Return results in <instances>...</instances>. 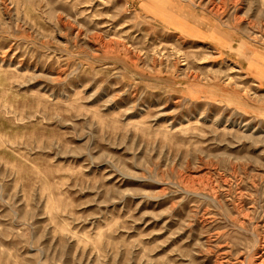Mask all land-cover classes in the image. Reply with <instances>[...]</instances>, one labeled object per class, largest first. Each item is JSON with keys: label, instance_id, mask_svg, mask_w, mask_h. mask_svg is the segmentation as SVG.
Segmentation results:
<instances>
[{"label": "rangeland", "instance_id": "374dc122", "mask_svg": "<svg viewBox=\"0 0 264 264\" xmlns=\"http://www.w3.org/2000/svg\"><path fill=\"white\" fill-rule=\"evenodd\" d=\"M252 54L264 0H0V264H264Z\"/></svg>", "mask_w": 264, "mask_h": 264}, {"label": "crops", "instance_id": "0c3cea01", "mask_svg": "<svg viewBox=\"0 0 264 264\" xmlns=\"http://www.w3.org/2000/svg\"><path fill=\"white\" fill-rule=\"evenodd\" d=\"M180 31L183 33H187L188 35H190L189 32L191 33V30L189 29H180ZM248 65L249 68H252V71L256 72L260 77L264 78V57L257 54H252Z\"/></svg>", "mask_w": 264, "mask_h": 264}]
</instances>
